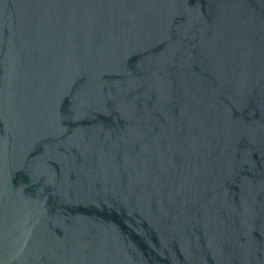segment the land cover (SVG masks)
I'll return each instance as SVG.
<instances>
[{"label":"water","instance_id":"water-1","mask_svg":"<svg viewBox=\"0 0 264 264\" xmlns=\"http://www.w3.org/2000/svg\"><path fill=\"white\" fill-rule=\"evenodd\" d=\"M0 264H264V0H0Z\"/></svg>","mask_w":264,"mask_h":264}]
</instances>
